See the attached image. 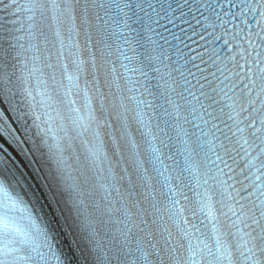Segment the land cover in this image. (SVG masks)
Returning <instances> with one entry per match:
<instances>
[{
    "label": "snow or ice",
    "instance_id": "snow-or-ice-1",
    "mask_svg": "<svg viewBox=\"0 0 264 264\" xmlns=\"http://www.w3.org/2000/svg\"><path fill=\"white\" fill-rule=\"evenodd\" d=\"M0 264H264V0H0Z\"/></svg>",
    "mask_w": 264,
    "mask_h": 264
}]
</instances>
